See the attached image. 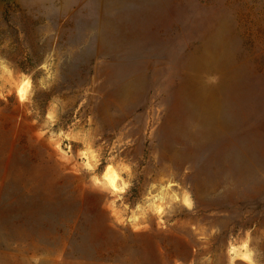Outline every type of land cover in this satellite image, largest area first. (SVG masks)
Here are the masks:
<instances>
[{
	"label": "rangeland",
	"instance_id": "1",
	"mask_svg": "<svg viewBox=\"0 0 264 264\" xmlns=\"http://www.w3.org/2000/svg\"><path fill=\"white\" fill-rule=\"evenodd\" d=\"M247 230L264 264V0H0V264H227Z\"/></svg>",
	"mask_w": 264,
	"mask_h": 264
},
{
	"label": "clouds",
	"instance_id": "2",
	"mask_svg": "<svg viewBox=\"0 0 264 264\" xmlns=\"http://www.w3.org/2000/svg\"><path fill=\"white\" fill-rule=\"evenodd\" d=\"M108 168L110 169V166ZM105 178L109 179V182L113 186H115V181L118 179L115 173H112L111 178L105 173ZM93 179L95 178L93 177ZM96 183H99V181L97 180ZM118 190L123 191V189ZM251 243L252 235L250 230L245 231L241 239H237L236 237L230 238L225 249L227 264H235L237 260L241 261L242 264H260V261L256 259L258 249L250 247Z\"/></svg>",
	"mask_w": 264,
	"mask_h": 264
}]
</instances>
